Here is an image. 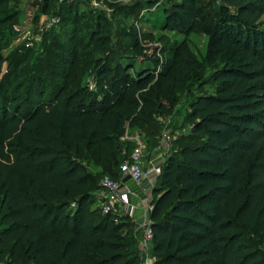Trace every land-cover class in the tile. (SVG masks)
Returning <instances> with one entry per match:
<instances>
[{"label":"trees","instance_id":"1","mask_svg":"<svg viewBox=\"0 0 264 264\" xmlns=\"http://www.w3.org/2000/svg\"><path fill=\"white\" fill-rule=\"evenodd\" d=\"M73 3L41 4L45 13L58 6L61 23L46 44L73 43L72 63L78 36ZM208 8L200 0L164 6L147 0L127 9L128 15L156 9L153 28L184 36L209 19L201 59L183 41L160 52L170 57L166 62L151 58L150 68L134 71L102 28L92 31L91 45L102 56L95 61L94 94L71 91L69 75L50 84L40 68L23 101L9 108L13 82L23 76L17 67L27 59L19 52L11 60L14 66L0 79V264L20 258L141 264L133 231L122 233L130 218L102 212L99 179L119 181L134 149V142L123 141L126 131L146 122L141 131L149 157L183 95L191 100L190 132L173 140L152 191L154 264H264V251L245 242L251 233L264 245V32L258 24L264 0H209ZM18 14L0 0V31ZM131 30L138 56L142 37ZM198 81L211 91L195 94L191 85Z\"/></svg>","mask_w":264,"mask_h":264},{"label":"rangeland","instance_id":"2","mask_svg":"<svg viewBox=\"0 0 264 264\" xmlns=\"http://www.w3.org/2000/svg\"><path fill=\"white\" fill-rule=\"evenodd\" d=\"M145 1L147 0H74L72 5L78 36L76 41L77 58L72 63L73 43L66 45V47L58 46L57 42H53L51 45L46 44V37L50 38L51 34L60 30L61 23L55 15L58 6L54 5L50 12L45 13L41 10L43 0H7L8 7L16 10L19 14L12 23L5 25L0 31L2 35L0 37L2 59L0 79L14 66V64L12 66L11 60L15 58L16 54L23 52L27 59L26 63L17 67L18 71H22L23 76L13 82L10 94L13 96V103L9 105V108L18 106L17 104L23 101L27 84L30 83L31 78L38 75L40 68L44 69L50 84L54 81L62 82L63 78L69 75L71 91L80 90L89 95L96 93L98 85L95 61L102 56L93 50L90 35L92 31H96L98 28H102L111 37L115 52L127 56V59L134 64V71L140 68H150L151 58L157 59L160 63L166 62L170 57L168 54L161 55L160 52L168 53L171 48L183 41L198 58L201 59L206 55L209 38L204 34V29L208 26L209 19L202 22L197 31L187 36L169 30L153 28L154 24L151 20L155 19V14L158 15L156 9H153L151 13L136 9L132 14H127L128 7ZM153 1H158L164 6L168 0ZM208 3L209 0H200V4L205 10H209ZM147 20H150V24L147 23ZM258 24L264 32V15L261 16ZM131 28L139 32L142 37L144 48L142 54L138 56L133 48V38L129 35L132 31ZM208 73L209 71L204 73L202 78ZM199 84L200 81L191 85L195 94L211 91L208 87L201 88ZM190 101L188 95L182 96L172 115L162 122L161 131L165 129L179 131L180 135L175 139L189 134L190 125L186 120V115L189 112ZM153 119L159 121L157 115H153ZM150 124L151 122H146L137 125L135 129H128L123 141L141 140L144 142L141 130L149 127ZM146 157L144 156L143 160ZM90 169L94 174L99 172V169L93 165L90 166ZM98 195L100 198L104 197V190L101 186ZM120 214L124 215L125 210H120ZM131 230L132 224L126 225L122 233ZM245 242L251 249L260 248L264 251V245L259 243L254 234H247ZM144 257V253L141 252V264ZM16 264L31 263L25 258H20Z\"/></svg>","mask_w":264,"mask_h":264},{"label":"built area","instance_id":"3","mask_svg":"<svg viewBox=\"0 0 264 264\" xmlns=\"http://www.w3.org/2000/svg\"><path fill=\"white\" fill-rule=\"evenodd\" d=\"M67 1L69 0H57L59 4ZM178 135H180V133L177 130L168 131L165 129L162 131L156 149L160 155L166 157L171 153L172 142ZM145 149V143L141 140H136L130 157L120 166V175L127 177L135 184H140L149 175V172L144 171L142 168ZM100 186L104 190L103 198H105V203L102 205V212L104 214L109 212L120 214V210H125L124 215H128L131 210L129 190L123 188L119 181H114L108 177H102L100 179ZM151 211L152 206L150 205L148 212L150 213ZM152 238L153 232L151 223L149 222L145 225L139 241L140 250L145 255L142 264H154V258L152 257Z\"/></svg>","mask_w":264,"mask_h":264},{"label":"crops","instance_id":"4","mask_svg":"<svg viewBox=\"0 0 264 264\" xmlns=\"http://www.w3.org/2000/svg\"><path fill=\"white\" fill-rule=\"evenodd\" d=\"M145 153V156H148L147 152ZM166 157L160 155L155 149L149 157H146V159L143 160L142 168L144 171L149 172V175L140 184H135L124 176H120L119 178V182L122 187L128 189L130 193L129 200L131 210L127 216L130 218L132 231L138 243L145 225L149 222L151 223L148 208L151 205L152 191L155 186L157 176Z\"/></svg>","mask_w":264,"mask_h":264}]
</instances>
